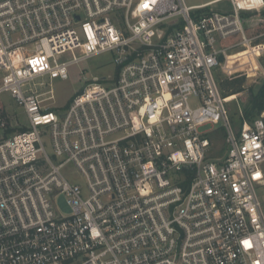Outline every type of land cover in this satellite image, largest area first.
<instances>
[{
  "label": "built area",
  "instance_id": "1",
  "mask_svg": "<svg viewBox=\"0 0 264 264\" xmlns=\"http://www.w3.org/2000/svg\"><path fill=\"white\" fill-rule=\"evenodd\" d=\"M229 1L0 0V264H264V118L234 128L216 79ZM101 55L111 74L44 104Z\"/></svg>",
  "mask_w": 264,
  "mask_h": 264
},
{
  "label": "rangeland",
  "instance_id": "2",
  "mask_svg": "<svg viewBox=\"0 0 264 264\" xmlns=\"http://www.w3.org/2000/svg\"><path fill=\"white\" fill-rule=\"evenodd\" d=\"M204 1L206 0H186L187 4ZM211 8L230 12L232 4L229 0H222L200 12L202 14L207 13ZM238 8L243 20V33L235 34L219 44V47L225 49V53L222 54L221 65L216 70V79L220 89H222L221 83L223 81L244 77V90L236 93L231 90L227 92V95L224 94L226 96H230L231 94L236 95L227 106L229 121L234 128H237L239 125L241 117L244 115L245 107L249 105L251 92H257L264 84V0H242ZM113 69L114 65L110 62L107 55H101L90 61L74 65L70 69L68 79L54 81V97L50 98L51 95L46 94L44 96L46 98L44 104L51 108L64 107L69 103L72 96L82 90L87 81L91 80L93 76L111 74ZM249 76L252 77V80ZM50 89L51 87H48L46 90ZM2 100L6 104V108L11 116L10 122L14 127L21 128L29 124L26 114L17 103L7 95L3 96ZM195 103L196 101L194 100L193 104ZM210 127L211 125L205 126L202 130L209 129ZM210 137L212 139L210 157L214 159L225 158L228 152L226 131L223 128L218 129L212 132ZM72 168L69 165L66 170L71 171Z\"/></svg>",
  "mask_w": 264,
  "mask_h": 264
},
{
  "label": "trees",
  "instance_id": "3",
  "mask_svg": "<svg viewBox=\"0 0 264 264\" xmlns=\"http://www.w3.org/2000/svg\"><path fill=\"white\" fill-rule=\"evenodd\" d=\"M249 78L252 80V77L249 76ZM244 77L236 78L235 80H226L225 82L221 83L222 85V93L228 94L227 92L233 90V92H240L244 90ZM232 83V85H231ZM231 87V88H230ZM225 95V96H226ZM249 105L245 107L244 110V118L248 119L249 121L253 122L256 117L263 116L264 118V84L261 86V88L255 92L252 91L249 96Z\"/></svg>",
  "mask_w": 264,
  "mask_h": 264
},
{
  "label": "bare ground",
  "instance_id": "4",
  "mask_svg": "<svg viewBox=\"0 0 264 264\" xmlns=\"http://www.w3.org/2000/svg\"><path fill=\"white\" fill-rule=\"evenodd\" d=\"M220 1H222V0H216V1H212L211 3H206L205 6H206V8H207V7H210L211 4H214L215 2L218 3V2H220ZM222 94H223V93H222ZM223 95H224V94H223ZM224 96H225V95H224ZM228 96H229V95H228ZM235 97H236L235 94H231L230 97H229V100H231V102H232V101H233L232 99L235 98ZM231 102H230V103H231ZM230 103H229V104H230ZM246 120H247V119H246ZM241 121H242V117H241ZM241 121H240V122H241ZM248 121H249V120H248Z\"/></svg>",
  "mask_w": 264,
  "mask_h": 264
},
{
  "label": "crops",
  "instance_id": "5",
  "mask_svg": "<svg viewBox=\"0 0 264 264\" xmlns=\"http://www.w3.org/2000/svg\"><path fill=\"white\" fill-rule=\"evenodd\" d=\"M212 1H216V0H206L204 2L193 3V4H190V5H203V4H206V3H211ZM214 4H216V2ZM211 5H213V4H211Z\"/></svg>",
  "mask_w": 264,
  "mask_h": 264
}]
</instances>
